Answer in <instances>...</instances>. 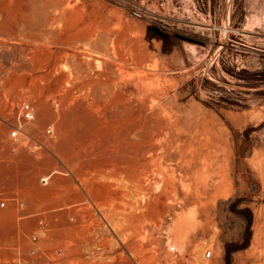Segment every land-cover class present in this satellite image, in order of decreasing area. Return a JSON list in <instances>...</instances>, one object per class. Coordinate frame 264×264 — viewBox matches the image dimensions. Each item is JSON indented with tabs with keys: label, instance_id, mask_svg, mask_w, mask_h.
Returning <instances> with one entry per match:
<instances>
[{
	"label": "rangeland",
	"instance_id": "obj_1",
	"mask_svg": "<svg viewBox=\"0 0 264 264\" xmlns=\"http://www.w3.org/2000/svg\"><path fill=\"white\" fill-rule=\"evenodd\" d=\"M84 263L264 264V0H0V264Z\"/></svg>",
	"mask_w": 264,
	"mask_h": 264
},
{
	"label": "built area",
	"instance_id": "obj_2",
	"mask_svg": "<svg viewBox=\"0 0 264 264\" xmlns=\"http://www.w3.org/2000/svg\"><path fill=\"white\" fill-rule=\"evenodd\" d=\"M165 0H161L162 3H164ZM20 112H21V116L25 121H32L34 119V115H33V110L32 107L27 104V103H23L20 107ZM19 131L18 129L15 131H12L10 133V135L15 138L16 137V132ZM50 133V130H47ZM3 206V203H2ZM211 252L209 250H207L204 253V257L207 259L210 257Z\"/></svg>",
	"mask_w": 264,
	"mask_h": 264
},
{
	"label": "bare ground",
	"instance_id": "obj_3",
	"mask_svg": "<svg viewBox=\"0 0 264 264\" xmlns=\"http://www.w3.org/2000/svg\"><path fill=\"white\" fill-rule=\"evenodd\" d=\"M150 157H152V155H151ZM147 159H148V157H146V158L144 159V162H143L144 164L146 163ZM177 219H178V218H177ZM178 222H179V221L177 220L176 223L178 224ZM180 223H181V222H180ZM183 225H184V224H183ZM183 225H182V226H179V227H180V228H183ZM184 226H185V225H184ZM178 229H179V228L177 227V231H178V233H179V234H178V233H177V234L180 235V232H181L182 229H181V230H180V229L178 230ZM184 229H185V228H184ZM78 258H79V257H78ZM79 260H80V259H79ZM86 263H87V262H86ZM86 263H84V264H86Z\"/></svg>",
	"mask_w": 264,
	"mask_h": 264
}]
</instances>
